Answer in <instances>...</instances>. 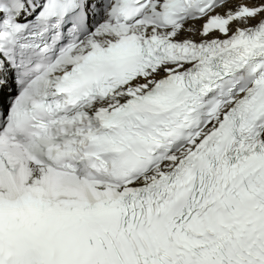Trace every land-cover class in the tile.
<instances>
[{"label": "snow or ice", "instance_id": "obj_1", "mask_svg": "<svg viewBox=\"0 0 264 264\" xmlns=\"http://www.w3.org/2000/svg\"><path fill=\"white\" fill-rule=\"evenodd\" d=\"M0 264H264V0H0Z\"/></svg>", "mask_w": 264, "mask_h": 264}]
</instances>
